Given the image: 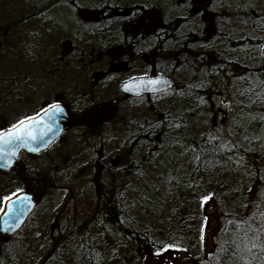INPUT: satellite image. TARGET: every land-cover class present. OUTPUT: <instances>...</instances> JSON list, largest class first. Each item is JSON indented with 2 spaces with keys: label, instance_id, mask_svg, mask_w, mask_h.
I'll return each instance as SVG.
<instances>
[{
  "label": "rangeland",
  "instance_id": "374dc122",
  "mask_svg": "<svg viewBox=\"0 0 264 264\" xmlns=\"http://www.w3.org/2000/svg\"><path fill=\"white\" fill-rule=\"evenodd\" d=\"M52 4L60 8L59 16L62 11L63 14L67 11L60 0H52ZM29 6L26 0H0V130L16 123L20 119L18 115L23 118L43 105L51 104L58 97L73 93L84 97L82 101H76L79 110L74 109L72 112L71 127L63 137L39 156H23L19 170L10 173L5 179L18 187L23 183H32L40 201L39 208L26 227L6 242L20 246L15 257L17 264H41L45 261L43 258L35 261L36 257L32 253L39 247L49 253L52 237L48 229L53 220L60 223L63 234L54 254L47 258L49 264H86L90 246V249L98 250L101 264L197 263V256H200V262L212 256H221L222 242L219 239H224L228 219L253 217L258 211L259 215L255 217H263L264 220V190L244 196L241 189L238 191L234 188L229 171H224L227 169L222 165V159L215 155L212 162L217 166L219 178L217 182L212 181L205 186H210L209 190L192 191L195 188L192 183H179L184 178L183 168L193 161L187 150L191 140H198L220 118L228 124L233 113L223 114L210 104V111H196L193 117L194 112L188 107L187 110L176 109L170 94L172 92H169L154 98L153 105L157 113L153 114L148 105L145 110L129 107L116 90L88 92L86 84L93 80V68L82 69L77 73L63 62L61 66L66 65V71L59 74L56 70L59 69L57 55L60 47V30L57 27L49 34L40 36L48 43L53 60L45 78L41 71L44 65L42 60L33 61L29 55L34 30L38 31L41 26L37 19L31 18ZM88 16L89 13L83 12L85 19ZM61 19L64 17L61 16ZM65 21L69 23L70 19ZM173 77L180 83L187 81L185 72L182 76L176 74ZM77 79L81 80V85ZM63 83L69 85L70 93L62 88ZM223 83L217 82L215 87H223ZM29 84L35 88L29 87ZM217 91L213 89V95ZM16 99L17 105L14 104ZM159 113L163 114L161 121L158 120ZM179 115L180 122L170 129L172 122L169 118H178ZM143 117L148 119L147 123L167 126L165 128L168 131L165 133L150 126H142L141 133L151 128L150 141H159L160 146L150 144L149 147L145 144L141 149L136 148L139 136L138 128L136 132L134 129ZM177 129L183 134L184 129L190 130V139L184 136L178 139L177 135L180 134L170 132ZM183 139V147H178ZM132 147L135 149L131 150ZM149 152H153L154 156L149 155ZM179 166L182 167L181 172L175 174ZM173 177L176 181L170 183ZM2 180L0 178V182ZM224 189L227 190L225 196L221 192ZM234 193L240 195L237 204L248 201L245 214H242L244 205L230 206L228 198L237 197ZM209 194H213V199L202 204L201 197ZM111 204L116 206L122 224L134 218L144 227H157L162 225L163 218L160 217H180V221L168 224L166 233L171 230L177 235L182 223L184 231L178 243L183 247L169 248L161 256L154 254L159 249L148 253L138 248L105 218ZM111 207L115 212L114 207ZM205 217L207 224L203 232L204 241L201 242V226ZM34 239L38 240L36 245ZM2 249L0 259L4 260Z\"/></svg>",
  "mask_w": 264,
  "mask_h": 264
},
{
  "label": "trees",
  "instance_id": "16d2710c",
  "mask_svg": "<svg viewBox=\"0 0 264 264\" xmlns=\"http://www.w3.org/2000/svg\"><path fill=\"white\" fill-rule=\"evenodd\" d=\"M36 2L38 1L36 0ZM209 3L210 14H213L210 21L209 40L204 38L202 21L196 16L192 18L193 31L197 35L199 34L198 41L192 43L191 47L186 49V58L182 59L181 69L184 72L189 70L193 76L184 83V89L181 92L173 91L170 94L173 97L172 100L175 102L176 109L179 111L181 109L187 110L188 107L194 112L193 117L196 111L207 113L212 105L224 112L223 114L227 112L233 114L228 124L220 118L217 123H212L211 129L205 131L198 140H191V145L187 147V150L190 152L193 161L183 168L184 178L179 183L183 184L186 181L195 186L192 191H203L210 187H205L208 183L217 182L219 171H217L216 164L212 162L215 155L222 159V165L227 169L222 170L229 171L231 180L234 182V188L241 189L242 194L247 196L249 193L264 190V0H209ZM176 16L177 14L174 13L165 14L162 20L172 22ZM175 47L174 44L166 45L169 53H174ZM63 75L67 77L65 74ZM63 75H60L61 78ZM217 82H224L225 84L223 83V87L222 85L215 87ZM31 86L29 84V87ZM62 88L70 93L68 84L63 83ZM213 89H218L217 94L213 95ZM32 91H35V89ZM83 97L78 93H73L67 97H58L54 102H67L73 112L74 109H78L76 101L78 99L79 102L82 101ZM153 101L154 98L148 99L146 105L155 114L157 110L154 108ZM222 101L223 103H221ZM188 116L186 115V117ZM158 117V120L161 121L162 118L159 115ZM169 121L172 122L170 129H174L176 122H180V115L178 118H169ZM147 122L148 119L144 123L135 125L134 132L138 128L139 136L138 141H136L138 143L137 149H141L145 144L150 147V144L157 145L159 142L154 141L155 143H152L150 141L151 128L147 132L145 129V132L141 133L142 126L153 127L161 133H165L167 130L166 125L164 127V125H158L157 123L153 125L154 123ZM184 131L185 134L179 129L176 131L170 130V132L180 134L177 135L178 139L184 137L190 139V130L184 129ZM143 134L146 135L143 137ZM209 136H218V139L210 140ZM183 141L184 139L180 141L178 147H183ZM221 144L232 150L227 151L221 148ZM233 144L235 147H233ZM152 148L153 146L150 149ZM134 149L135 147L131 148V150ZM148 154L154 156L153 152ZM187 167L188 169L185 170ZM181 169L180 166L176 168L175 174L180 173ZM221 176L226 175L221 174ZM175 181L173 177L170 183ZM226 191V189L221 191L223 196H225ZM234 194L237 197L228 198L230 206L244 205L242 214H245L249 205L246 204L248 201H244V204H237L240 195L238 196V193ZM111 206L114 207L115 212H113ZM108 207V216L105 218L138 248L149 253L151 250L161 249L162 245L165 244L174 245L173 249L178 246L183 247L182 244L178 243V238H182L181 235L184 231L182 223L179 225L178 236L174 235L171 230L166 233L168 224L177 220L180 221V217H171V215L160 217V219L163 218L161 222L163 226L158 225L157 227L155 225L144 227L140 222H136L134 218L129 223L122 224L119 222V212L116 210V206L111 204ZM256 215H259L258 211L254 214V216ZM234 218L237 219L232 220L235 222L249 217ZM262 219L263 217H255L251 221L252 226L259 228L264 225ZM224 230V239L220 238L219 242L227 241L234 235L228 224L225 225ZM226 232L228 235H226ZM48 234L52 237L49 253H45L43 247L42 249L41 247L35 248L32 253V256L35 255L36 257L35 261L38 258L45 259L41 264H49L47 258L52 257L58 242L62 238L63 233L58 221L53 220L50 223ZM236 239L237 242L240 241L239 237H236ZM34 243L36 245L38 240L34 239ZM19 247L11 242L5 244L0 241V250L3 248L4 252V260L0 259V264H17L15 257L19 253ZM90 247L87 250L86 264H101L99 260L101 255L98 250L96 248L90 249ZM232 252L233 248L229 245L228 251H222L221 256H212L201 262L200 256H197L196 260L198 264H242L241 261L235 260ZM257 255L264 259V254L257 253ZM253 264H260V262L254 260Z\"/></svg>",
  "mask_w": 264,
  "mask_h": 264
},
{
  "label": "flooded vegetation",
  "instance_id": "af4514ba",
  "mask_svg": "<svg viewBox=\"0 0 264 264\" xmlns=\"http://www.w3.org/2000/svg\"><path fill=\"white\" fill-rule=\"evenodd\" d=\"M105 1L106 9L102 11L98 5L83 7V0H60L64 9L67 10L64 11L65 14H63V11L61 12V16L64 17L62 20L58 13L60 8L56 4H52V0H41L40 2L27 0V3L30 4L28 10L31 18L37 19L39 25H41L38 31L36 29L33 33L31 54H29L31 60L37 62L49 53L48 43L40 36L44 33L49 34L51 28L57 27L60 30L59 44L62 47V50L57 55L58 62L67 63L77 73L82 69L93 68L91 70L93 80L87 84L85 83L88 92L99 91L102 93L116 90L122 95V99L127 102L129 107L134 106L135 109L145 110L148 99L184 88V84L177 82L173 76L176 74L182 76L184 71L181 69V62H183L182 59L186 58V49L190 48L192 43L198 41L199 34L197 35L193 31L192 18L196 16L202 21L204 38L209 40L210 21L213 15L210 14L209 0ZM150 1L154 2L150 4ZM163 2H167L166 9L162 7ZM83 12L89 13L90 16L87 18L95 21L91 34L83 33L79 29V24L84 19ZM169 13L177 14L175 19L170 22V28L175 32H172L168 25L165 24V21L162 20L165 14ZM104 17L108 20L106 24L100 20ZM67 19H70L69 23L65 21ZM64 22L69 25L64 24ZM99 24H103V27L98 28ZM70 26L73 30L70 29ZM1 31L2 27L0 26V35ZM72 36L78 40L79 46L76 48L72 44ZM84 38L87 39V44L82 43ZM169 44L176 45L178 49L175 47V52L169 53L166 48V45ZM1 46L0 40V49ZM35 71L37 70L35 69ZM41 71L46 78L47 68L45 65H42ZM156 75L172 78L175 81V86L171 90L152 95L127 97L121 91L122 85L130 81L132 77ZM80 81L77 79L79 84ZM17 102L16 99L14 104L17 105ZM49 105L45 104L41 109L28 113L23 118L22 115H18L20 119L16 118L18 119L17 122L27 117L39 115ZM69 110L72 118L71 109ZM159 116L162 117L163 114L160 113ZM145 121V117L138 120L139 124ZM39 155L22 152L21 161L23 156L31 158ZM18 166L20 165L18 164L8 172H0V178L3 179L0 182V197L17 192L19 189L29 191L36 201L35 210L30 215V217H33L40 203L33 188L34 185L29 182L23 183L18 187L13 182L5 180L10 173H14L19 168ZM11 237L13 236L0 234V241L6 243Z\"/></svg>",
  "mask_w": 264,
  "mask_h": 264
},
{
  "label": "snow or ice",
  "instance_id": "6c2138e0",
  "mask_svg": "<svg viewBox=\"0 0 264 264\" xmlns=\"http://www.w3.org/2000/svg\"><path fill=\"white\" fill-rule=\"evenodd\" d=\"M130 81H139V83L126 82L123 86L125 92H131L139 96L144 91L159 92L161 88L158 86L167 85L168 81L163 79H151L145 77H132ZM243 95V93H241ZM223 103V101L221 102ZM45 114L51 118L55 114H63L64 109L59 103H53L49 105L48 109L44 110ZM36 122L35 117H27L19 120L17 123L11 125L10 128L0 131V168L10 166V162H14L18 159V151L23 148L29 152H38L39 148L34 147L38 141L45 142L44 136L46 132L37 135L33 128V124ZM47 131H52L51 126L45 124ZM179 127V125H177ZM210 140L218 139L217 137H208ZM221 148L231 151V148H227L226 145L221 144ZM233 147L235 145L233 144ZM199 159V157H197ZM20 192L23 189H19L17 192L10 193L9 195L0 197V214H3L4 227L0 228V231L9 232L14 228L20 227L22 221L20 217L24 215L23 207L25 200L30 201V197L20 198ZM15 198V199H14ZM213 199V194L205 195L201 197V203L207 204ZM17 202L21 207H16ZM255 219V216L248 219H241L240 221H228V225L232 228L234 235L231 239L224 241L220 244L222 251H228V246L233 248L232 255L235 260L241 261L242 264H253L254 260H259L260 264H264V259L257 253L264 254V225L259 228H254L251 221ZM11 221V223H10ZM207 224V217H205L204 224L201 226V242L204 241V228ZM242 234V235H241ZM226 235L228 233L226 232ZM236 237L240 238L237 242ZM174 247L171 244L162 245L161 249L157 250L154 254L161 256L164 251ZM184 251H187L184 249Z\"/></svg>",
  "mask_w": 264,
  "mask_h": 264
},
{
  "label": "water",
  "instance_id": "95a60500",
  "mask_svg": "<svg viewBox=\"0 0 264 264\" xmlns=\"http://www.w3.org/2000/svg\"><path fill=\"white\" fill-rule=\"evenodd\" d=\"M145 78H151V79H163V80H167L168 84L167 85H161L158 86L161 88V91H167V90H171L174 86H175V81L168 77V76H164V75H156V76H146ZM131 82L133 84L135 83H139V81H128ZM123 86L121 87V91L127 96H137L134 93L131 92H125L123 90ZM159 92H151V91H144L141 93V95H151V94H156ZM139 95V96H141ZM60 106L64 109L63 114H55L53 115L51 118H49V116L47 114H45V112L43 111L42 113H40L39 115L35 116L36 118V122L33 124V128L35 130V133L37 135H40V133H44L46 132L47 134L44 136V141L45 142H40L38 141L36 144H34V147H38L39 151L38 152H29L26 149H19L18 151V159H16L14 162H10V166L8 167H3L0 168V171L3 172H8L10 171L16 164L19 163L20 161V154L21 152H26L32 155H36L39 154L45 150H47L48 148H50L56 141H58L61 136L64 134V132L70 127V112L68 111V107L67 104H63V103H59ZM49 108V107H48ZM47 108V109H48ZM45 124L50 125L52 131L48 132L47 128L45 127ZM20 198L24 199L25 197H30V201L25 200V205L23 207V211H24V215L20 217V220L22 221V223L20 224V227L18 228H14V230L9 231V232H3L0 231L1 235H14L15 233H17L19 230L22 229V227L25 225V223L27 222L30 214L33 212L35 205H36V201L33 198L32 193H30L29 191H23L20 192ZM15 199V198H14ZM16 207H21L19 205V203L17 202ZM0 217H3V214H1ZM11 223V221H10ZM5 225L3 224V218H0V228L4 227ZM187 264H194V262L190 261Z\"/></svg>",
  "mask_w": 264,
  "mask_h": 264
},
{
  "label": "bare ground",
  "instance_id": "6f19581e",
  "mask_svg": "<svg viewBox=\"0 0 264 264\" xmlns=\"http://www.w3.org/2000/svg\"><path fill=\"white\" fill-rule=\"evenodd\" d=\"M38 2H40L41 0H37ZM154 1H150V4H152ZM66 5V4H65ZM95 5H98L99 7H100V9H102V11L103 10H105L106 9V1L105 0H83V3H82V6L83 7H93V6H95ZM147 5H149V3H147ZM162 7H163V9H166L167 8V2H163V4H162ZM101 20V22H103L104 24H106V23H108V20H107V18H102V19H100ZM165 24H167L168 25V27L170 28V25H171V23L170 22H167V21H165ZM95 26V21L94 20H92V19H89V18H87V19H85L84 18V20H83V22H80V24H79V29L81 30V32H83V33H89V34H91V32H92V29H93V27ZM66 27H68L67 25H66ZM103 27V24L101 25V24H99L98 25V28H102ZM53 28H51V30H52ZM70 29L71 30H73V28L70 26ZM170 30H171V28H170ZM172 32H175L174 30H171ZM71 41H72V44H73V46H75V48L76 47H78L79 46V43H78V40L74 37V36H72L71 37ZM82 43H84V44H87L88 43V41H87V39H83L82 40ZM65 48V47H64ZM62 50V47L60 46L59 47V51H58V53L60 52ZM63 51H66V50H63ZM30 54V53H29ZM40 60H42V63L46 66V68H47V71L48 72H50V70H51V62L53 61L52 60V55L50 54V51H49V53L47 54V55H45L43 58H40ZM39 60V61H40ZM62 65V62H58V64H57V67L59 68V69H56V70H58L57 72H59V74H61V72H64V71H66V69H67V66L66 65H64V66H61ZM185 73H186V75H187V81L189 80V79H191L192 78V73L189 71V70H186L185 71ZM66 75V74H65ZM184 84V83H183ZM184 88H182V89H178L177 91L178 92H181V90H183ZM77 110H79V108L77 109ZM7 129V127H4L3 129H1L0 131H2V130H6ZM20 164H21V162H20Z\"/></svg>",
  "mask_w": 264,
  "mask_h": 264
}]
</instances>
